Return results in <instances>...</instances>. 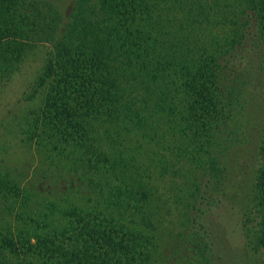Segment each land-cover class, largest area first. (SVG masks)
I'll list each match as a JSON object with an SVG mask.
<instances>
[{
	"label": "trees",
	"instance_id": "obj_1",
	"mask_svg": "<svg viewBox=\"0 0 264 264\" xmlns=\"http://www.w3.org/2000/svg\"><path fill=\"white\" fill-rule=\"evenodd\" d=\"M97 1L101 16L87 0H77L61 26L43 13L35 21L24 0H0V84L18 71L27 47H53L29 94L46 84L45 103L22 127L24 140L35 138L37 150L64 160L54 181H82L81 189L70 187L73 196L60 198L56 191L58 198L39 200L12 171H0L7 204L38 211L21 215L27 230L0 231V264H149L156 229L149 188L123 172L130 158H112L104 147L112 150L121 136L132 142L130 136L146 131L151 105L181 124L177 149L201 169L184 217L186 235L197 252L221 264H248L241 262L247 246L233 244L228 226L240 203L222 188L232 158L258 160L251 207L264 252V130L251 145L247 80H229L245 62L256 82L263 77L264 0H241L230 37L191 48L179 35L178 14L191 17L186 8L195 0ZM136 80L145 88L141 100L132 96ZM81 190L86 195L74 204Z\"/></svg>",
	"mask_w": 264,
	"mask_h": 264
},
{
	"label": "rangeland",
	"instance_id": "obj_2",
	"mask_svg": "<svg viewBox=\"0 0 264 264\" xmlns=\"http://www.w3.org/2000/svg\"><path fill=\"white\" fill-rule=\"evenodd\" d=\"M24 1L25 5L28 4L26 8L35 17L31 18L35 21L37 17L42 18L41 13H43L62 26L64 22L70 20L71 6L77 0ZM195 1L192 9L186 8L191 17L185 18L184 14H178L184 26V30L180 31L179 35L187 40L185 42H189L190 48L209 44L212 38L222 40L224 37H230L241 11V0ZM87 2L96 15L98 13L99 16L102 15L98 10L97 0H87ZM84 4L86 3L83 2V6ZM52 52L53 47L47 42H42L39 46L27 47L18 71L0 84V171H12L13 175L18 176L21 185L30 187L33 193H39V200L41 197L47 198L46 196L50 199L58 198L56 191L62 193L60 198L66 197L69 193L73 196L70 187L78 190L82 185L80 183L82 181H78L75 185V179L54 181L52 178L54 172L61 169L64 160L56 157L55 153L37 150L36 139L32 138L26 142L24 139L28 136L22 133V127L25 128L28 122L32 121L30 117L34 113H39L44 106L48 92L46 84L38 88L39 91L33 98L29 99V94L35 91L34 83L52 57ZM246 64V62L237 64L238 70L231 73L229 80L234 78L238 79V82L247 80V98L252 114L246 125L249 133L245 132V134L253 145L254 142L260 141L264 130V74L263 77L258 74L259 79L256 82L250 69H246ZM12 66H17L15 60L12 61ZM241 74L244 77L239 76ZM132 83V96L141 100L145 93L144 86H139L137 80ZM148 113L147 130L140 132V136H130L133 137L132 142L127 135L121 136L118 139L119 145L114 146V149L109 150L106 147L104 149L112 158L117 154L130 158L129 164L124 167L119 165V169L122 170L123 167L126 176L143 181L149 188L156 226L153 232L155 250L151 252L149 264H221L211 255L207 257L197 252L194 243L185 233L184 217L188 205L192 202L193 187L201 169L193 161L187 160L177 149L181 124L178 121H171L166 115L159 116L156 110L152 109V105L148 108ZM141 134L146 135L147 138L143 139ZM96 143L99 144L98 141ZM131 145L135 149L131 154L132 157L125 154ZM257 161L252 162L244 155L232 158L229 174L222 188L228 198H234L240 203L237 217L234 216L228 221V226L230 231H233L231 237L233 244L240 247L247 246V255H244L245 259L241 262L248 264H264V252L256 241V225L251 207ZM47 167L49 170H46L44 175L51 174V177L45 180L42 171ZM85 195L81 190L73 203L78 204L76 199ZM36 207L25 208L20 204L11 207L0 194V231L5 235H11L13 231L17 233L19 230H27L29 225H25L26 222L21 215L24 213V217L27 214L36 217L38 214ZM28 218L30 219V216ZM32 224L36 226L38 223L32 222Z\"/></svg>",
	"mask_w": 264,
	"mask_h": 264
}]
</instances>
